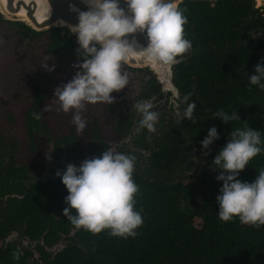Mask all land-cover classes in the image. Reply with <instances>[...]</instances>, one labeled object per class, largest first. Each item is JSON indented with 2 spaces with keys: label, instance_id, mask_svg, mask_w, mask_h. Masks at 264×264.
<instances>
[{
  "label": "trees",
  "instance_id": "16d2710c",
  "mask_svg": "<svg viewBox=\"0 0 264 264\" xmlns=\"http://www.w3.org/2000/svg\"><path fill=\"white\" fill-rule=\"evenodd\" d=\"M180 7L192 48L176 57L187 59L174 67V81L180 97L191 92L196 109L193 122L182 118L159 125L160 135L150 134L147 163L139 167L135 162L132 179L139 191L134 208L142 209L143 217L136 236L120 238L106 229L92 234L75 228L61 212L67 206V190L43 186L14 202L16 216L0 215V264H264V225L241 224L236 217L228 222L218 219L215 197L222 182L214 178L218 170L211 163L228 133L243 122L260 131L264 148V89L247 83L256 63L264 64V12L255 8L254 0H184ZM14 24L31 32L22 22ZM49 35L47 49L55 54L67 45L77 47L64 28H52ZM148 85L150 95L159 91L152 74ZM219 109L229 115L236 112L239 118H213ZM211 125L218 139L202 150L200 141ZM261 168L264 151L248 161L238 178L251 182ZM195 219L200 220L198 226ZM22 224L31 240L52 245L62 234L68 243L45 263L30 262L6 239L9 229ZM13 253L19 256L13 259Z\"/></svg>",
  "mask_w": 264,
  "mask_h": 264
},
{
  "label": "clouds",
  "instance_id": "9594fccd",
  "mask_svg": "<svg viewBox=\"0 0 264 264\" xmlns=\"http://www.w3.org/2000/svg\"><path fill=\"white\" fill-rule=\"evenodd\" d=\"M80 3L86 6L85 10L69 4V11L76 13L75 24L63 19L55 22L75 34L74 52L79 59L72 65L76 71L71 79L53 91L59 110L65 113L72 110L71 123L77 134L86 128V120L81 116L86 103L111 104L114 97L110 93L128 85V76L121 70L123 64L135 58L168 65L192 48V42L184 34L187 17L180 7L182 0H80ZM135 33H143L144 46L130 35ZM45 61L40 66L52 71L55 66H48ZM247 83L264 89L261 61L248 74ZM190 96L188 92L179 97L178 103L184 107L178 112V122L182 118L193 122L196 105ZM133 107L140 114L136 131L145 129L154 133L158 113L153 110V102H136ZM47 110L45 105L44 111ZM32 115L41 118L40 112ZM212 117L222 122L239 118L236 112L229 115L222 109ZM216 139L217 129L211 125L200 141L201 149H208ZM261 143L260 131L243 122L242 127L232 128L212 158L211 163L216 166L212 169L218 170L214 178L222 182L215 197L220 221L228 222L236 217L241 224L264 225V168L251 182L238 178L248 161L264 151ZM135 161L131 153L106 149L99 156L84 158L79 165L67 163L63 170L57 169L54 175L67 190L63 197L67 206L62 214L71 225L92 234L106 229L110 236L135 237L136 229L143 223L142 209L134 208L139 191L132 179ZM18 256L19 253H13V259Z\"/></svg>",
  "mask_w": 264,
  "mask_h": 264
},
{
  "label": "flooded vegetation",
  "instance_id": "af4514ba",
  "mask_svg": "<svg viewBox=\"0 0 264 264\" xmlns=\"http://www.w3.org/2000/svg\"><path fill=\"white\" fill-rule=\"evenodd\" d=\"M17 22L0 15V24H9L16 30L11 34H0V39L5 42L0 44V215L3 217L16 216L14 202L22 200L34 188L55 184L62 186L65 191L54 172L57 169L63 170L67 163L79 165L84 158L99 156L106 149L131 153L136 157L135 162L139 167H144L152 150L151 133L145 129L136 131L140 114L133 105L152 100L158 93L157 89L154 95H150V71L123 64L121 70L127 74L130 84L119 92L110 93L114 97L111 104L101 103L100 108L83 117L86 128L82 134H77L71 123L72 110L67 113L59 110V103L53 97V91L59 83L67 82L65 75L60 77L62 73L44 71L41 64L34 65L37 69L35 71L28 64L22 63V55L15 45L27 46L46 34L43 55L52 60H60L66 54L73 60L79 59L74 52L76 47L67 45L65 50L55 54L47 49L51 41L49 30L62 27L37 31L25 24L31 30L28 32L14 24ZM71 39L77 46L75 35L72 34ZM22 82L25 84L24 89ZM132 83L135 86L129 91ZM2 90L9 94L8 97ZM54 104L59 114L56 119L52 116ZM45 105L48 106L47 111H44ZM104 108L106 112L103 114L101 109ZM153 110L158 113L155 125L157 135L162 130L159 125L167 121L175 124L172 114L168 116L163 108L153 107ZM34 112H40L41 118H33ZM104 115H107L106 119ZM55 120H62L66 124L61 127ZM54 211L59 212L57 209L49 210L51 213ZM23 228L24 224L9 229L7 238L30 262L45 263L68 243V236L59 234L60 239L56 244L45 245L40 240H31Z\"/></svg>",
  "mask_w": 264,
  "mask_h": 264
},
{
  "label": "water",
  "instance_id": "95a60500",
  "mask_svg": "<svg viewBox=\"0 0 264 264\" xmlns=\"http://www.w3.org/2000/svg\"><path fill=\"white\" fill-rule=\"evenodd\" d=\"M207 1L214 3L218 0ZM69 4L75 5L81 10L86 8L85 5L80 3V0H0V15L4 19L23 22L34 30L42 31L59 26L55 23L58 19L75 24L76 13L69 11ZM254 6L260 12H264V0H254ZM130 35H134L141 46L146 44L143 33ZM186 59L184 57L176 58L173 63L168 65L141 62L135 58L125 63V65L133 68L147 69L155 76L159 91L151 101L154 107L163 108L165 113L168 116L172 114L175 120L178 119V112L180 111L178 103L180 94L174 81V67ZM6 239L8 240V238Z\"/></svg>",
  "mask_w": 264,
  "mask_h": 264
},
{
  "label": "rangeland",
  "instance_id": "374dc122",
  "mask_svg": "<svg viewBox=\"0 0 264 264\" xmlns=\"http://www.w3.org/2000/svg\"><path fill=\"white\" fill-rule=\"evenodd\" d=\"M15 32H16V30H15L14 26H11L9 24H4V23L0 24V34H3V33L11 34V33H15ZM73 35H75V34H73ZM46 41H47V35L44 34L38 40H35L32 43H29L27 46H25V45L16 46L15 45L16 50L22 55V61H23L22 63H24L26 65L28 64L30 67H32L36 71L37 69L34 68V65L43 64V62L46 60L45 63L48 66H52V65L55 66L52 71H54L58 74L62 73L60 77L65 75V77L67 78V81L70 80L71 77L73 76L74 72L76 71V69H74L72 67V65L78 59L73 60L71 57L67 56V54L64 55V57L60 60H52V59L45 58L43 55V49L45 48ZM10 43H13V41H10ZM0 44H5V42L0 39ZM0 47H2V46H0ZM44 71H45V69H44ZM56 81L59 82L58 79ZM3 84H4V82H3ZM59 84H61V83H59ZM4 86H6V85L4 84ZM133 86H135V85L132 83V86L130 87L129 91L133 90ZM24 87H25V84L22 82V88L24 89ZM0 92H1V90H0ZM8 92L10 93V91H8ZM2 93H5L4 90H2ZM5 94H7V97H8L9 94L8 93H5ZM25 96H26V94H24V97ZM55 104L52 106V110L54 109L53 113L55 116L54 115H52V116L56 119L59 114L57 112V107H55ZM100 105H101L100 102H97L94 104H87L86 103L84 110L81 112V116L85 118V116H87L89 113H93L96 108H100ZM101 112L104 114L106 112V109L105 108L101 109ZM103 118L106 119L107 115H104ZM54 122H56V124L61 126V127H64L66 124V122L64 123L62 120H60V121L55 120ZM199 223H200L199 219L194 220V225L198 226Z\"/></svg>",
  "mask_w": 264,
  "mask_h": 264
}]
</instances>
